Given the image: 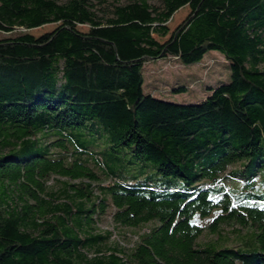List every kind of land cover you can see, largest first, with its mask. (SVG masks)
I'll return each mask as SVG.
<instances>
[{
	"label": "trees",
	"instance_id": "1",
	"mask_svg": "<svg viewBox=\"0 0 264 264\" xmlns=\"http://www.w3.org/2000/svg\"><path fill=\"white\" fill-rule=\"evenodd\" d=\"M159 1L0 0V264H264V0ZM209 50L230 80L201 101L144 91Z\"/></svg>",
	"mask_w": 264,
	"mask_h": 264
},
{
	"label": "rangeland",
	"instance_id": "2",
	"mask_svg": "<svg viewBox=\"0 0 264 264\" xmlns=\"http://www.w3.org/2000/svg\"><path fill=\"white\" fill-rule=\"evenodd\" d=\"M119 3H125L128 0H116ZM151 3L160 5L159 0H149ZM189 7L185 5L178 9L172 17L167 21V25L172 30L188 13ZM58 23H48L40 27L32 28L29 31L34 36H39L45 32L53 30ZM81 31H87V25H77ZM163 40V38H160ZM144 76V91L150 92L156 97L178 103L199 102L209 93V87H214L219 83H226L230 80L229 62L217 50H209L203 58L193 64H182L174 57L164 59H151L147 61L142 68ZM182 86L184 90H173V88ZM53 179L50 180L52 182ZM229 184V181H227ZM55 191H59V184L56 182ZM233 186V183H230ZM211 217L201 221L203 225H208ZM98 225L101 229H109L112 231L111 240H116L128 247L136 238L134 233L138 228L113 227L110 221L109 213L102 216ZM224 231H231L225 226ZM225 234V233H224ZM227 235V234H225ZM216 234L205 231L199 238V242H206L216 239ZM227 244H236L235 235L230 232L228 234Z\"/></svg>",
	"mask_w": 264,
	"mask_h": 264
}]
</instances>
